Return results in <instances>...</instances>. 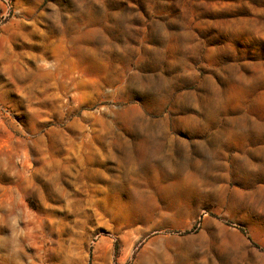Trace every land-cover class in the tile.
<instances>
[{
  "label": "clouds",
  "instance_id": "obj_1",
  "mask_svg": "<svg viewBox=\"0 0 264 264\" xmlns=\"http://www.w3.org/2000/svg\"><path fill=\"white\" fill-rule=\"evenodd\" d=\"M0 264H264V0H0Z\"/></svg>",
  "mask_w": 264,
  "mask_h": 264
}]
</instances>
